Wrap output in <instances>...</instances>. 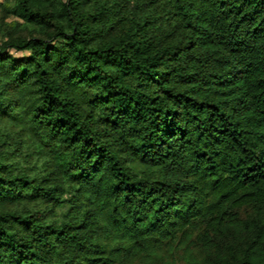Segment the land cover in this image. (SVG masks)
I'll use <instances>...</instances> for the list:
<instances>
[{
  "label": "trees",
  "instance_id": "1",
  "mask_svg": "<svg viewBox=\"0 0 264 264\" xmlns=\"http://www.w3.org/2000/svg\"><path fill=\"white\" fill-rule=\"evenodd\" d=\"M0 10V264H264V0Z\"/></svg>",
  "mask_w": 264,
  "mask_h": 264
},
{
  "label": "rangeland",
  "instance_id": "2",
  "mask_svg": "<svg viewBox=\"0 0 264 264\" xmlns=\"http://www.w3.org/2000/svg\"><path fill=\"white\" fill-rule=\"evenodd\" d=\"M4 14H5V12H3L2 10H0V22L2 21V19H4ZM6 21H7V23H9V25H10V30H12V31H14L15 29H14V27L11 25V23L14 21V18H7L6 19ZM1 31V30H0ZM28 32V31H27ZM1 34V33H0ZM1 36V35H0ZM178 263H180V262H178ZM158 264H161V263H158Z\"/></svg>",
  "mask_w": 264,
  "mask_h": 264
}]
</instances>
